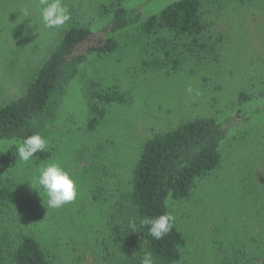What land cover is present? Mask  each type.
<instances>
[{"label":"rangeland","instance_id":"rangeland-1","mask_svg":"<svg viewBox=\"0 0 264 264\" xmlns=\"http://www.w3.org/2000/svg\"><path fill=\"white\" fill-rule=\"evenodd\" d=\"M114 1L62 0L70 20L47 29L39 0H0V107L24 91L64 31L100 26L102 7ZM120 1L155 12L177 0ZM201 1L214 52H188L176 71L145 69L149 50L137 28L126 30L113 54L90 57L83 66L67 105L78 120L58 126L48 161L24 163L14 144L2 146L0 183H10L15 196L0 208V252L27 234L41 243L50 264H140L144 254L131 248L124 232L144 143L190 119L250 111L252 120L221 146L220 166L196 181L188 200L169 208L186 238L175 264H264V0ZM113 88L127 92L129 103L104 106L98 126L88 131L86 93ZM241 93L252 100L238 105ZM50 161L78 184L77 199L59 208H48L35 184Z\"/></svg>","mask_w":264,"mask_h":264},{"label":"trees","instance_id":"trees-1","mask_svg":"<svg viewBox=\"0 0 264 264\" xmlns=\"http://www.w3.org/2000/svg\"><path fill=\"white\" fill-rule=\"evenodd\" d=\"M147 6L126 5L117 0L102 7L100 26L75 25L64 31L24 91L0 107V172L4 163L3 145L11 143L17 148L23 139L36 133L49 144L59 125L76 123L79 114H72L67 106L70 89L90 57H105L117 50L116 37L120 33L137 28L150 53L143 62L145 69L176 71L186 53L214 52V46L208 43L201 0H177L155 12H147ZM251 100L241 93L237 103L246 105ZM128 103V93L117 88L86 93L83 103L86 129L91 132L96 129L104 106ZM252 113L237 111L222 120L190 119L144 143L132 172L128 198L132 219L124 235L131 248L142 254L151 253L155 264H175L180 260L186 238L176 223L170 233L156 240L142 220L171 213L170 202L188 200L196 181L220 166V149L230 132L241 123L250 122ZM48 147L36 153L31 161L36 164L48 161L51 157ZM14 196L10 183H0V208ZM0 264H50V260L41 243L25 234L11 251L0 252Z\"/></svg>","mask_w":264,"mask_h":264},{"label":"clouds","instance_id":"clouds-1","mask_svg":"<svg viewBox=\"0 0 264 264\" xmlns=\"http://www.w3.org/2000/svg\"><path fill=\"white\" fill-rule=\"evenodd\" d=\"M39 4L41 6L40 17L43 26L47 29H59L65 26L71 18L62 0H39ZM24 15L28 16L29 13L25 11ZM187 91L191 92L192 89L189 87ZM47 146V140L40 133L30 135L19 143L18 158L28 163L36 153L43 152ZM38 173L35 177V184L39 185L47 196L48 208H59L77 199L76 180L58 162L50 161L42 165ZM142 224L148 227V232L154 239L160 240L171 232L175 224V216L172 213H165L154 218L146 217L142 220ZM140 264H155L151 253H145L140 259Z\"/></svg>","mask_w":264,"mask_h":264}]
</instances>
